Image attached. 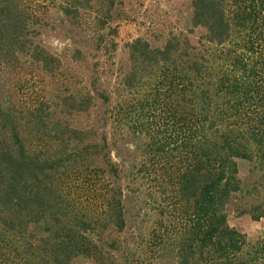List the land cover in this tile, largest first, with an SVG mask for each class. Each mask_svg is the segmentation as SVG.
Here are the masks:
<instances>
[{
	"label": "trees",
	"instance_id": "16d2710c",
	"mask_svg": "<svg viewBox=\"0 0 264 264\" xmlns=\"http://www.w3.org/2000/svg\"><path fill=\"white\" fill-rule=\"evenodd\" d=\"M93 1L0 0V70H17L28 55L54 72L61 60L31 40L29 24L49 25L55 9L81 27ZM116 3L99 0L96 57L109 50L99 32ZM191 7L192 29H205L199 44L184 32L161 47L136 38L113 88L93 81L95 94L23 109L11 93L0 98V249L12 255L0 254V264L79 257L107 264L105 244L112 264H264V239L248 249L227 211L264 216V181L251 177L264 170V0H191ZM98 61L92 71L100 80ZM117 96L115 132L126 129L123 140L137 144L129 165L113 160L112 147L121 151L107 135ZM94 105L104 106L95 114L100 129L82 127L74 117L92 116ZM239 160L251 162L249 178ZM155 182L161 188L153 192ZM85 186L106 200L105 214L82 208Z\"/></svg>",
	"mask_w": 264,
	"mask_h": 264
},
{
	"label": "rangeland",
	"instance_id": "374dc122",
	"mask_svg": "<svg viewBox=\"0 0 264 264\" xmlns=\"http://www.w3.org/2000/svg\"><path fill=\"white\" fill-rule=\"evenodd\" d=\"M31 2L38 5L40 0H29L31 6L34 7ZM98 3L99 0H94L93 8L82 13L81 27L70 24L68 18L63 16V14L60 15L55 9H50L51 23L49 25L29 24V29L33 33L30 36L31 40H36L38 44H43L50 53L61 60V64L58 65L54 72L49 73L38 64L32 62L30 56L22 55L21 67L17 70L12 69L13 67L9 65V67L3 66L4 70H0V98H8L9 93H11L12 104L17 109H23L34 107L42 100L50 103L58 101L63 95L95 94L93 81L100 85H103L102 83L104 82V85L113 88L116 82L122 78L125 70L120 68H128L129 66L128 44L136 38L140 37L150 42L152 46L161 47L172 34L179 35V33L184 32L188 35L193 45H198V38L205 31L203 27L192 29L190 23L192 14L191 0H121V3L117 0L114 12H112L114 13L113 19L108 22L105 29L99 32L105 34V43L109 50L96 57L97 50L94 36L96 37L97 33V8L101 5ZM117 11L120 13L119 15L115 13ZM37 32L39 33L38 37ZM75 49L83 51L82 58L75 59L72 57ZM96 58L97 60L99 59L97 72L100 75V80L95 77L92 71ZM26 59L28 61H25ZM10 70H13V72H10ZM124 93L126 98L128 93ZM119 100H121V97L117 96L111 101L110 105L113 108V115L108 121L106 129L108 138H110L109 136H112L114 140L117 138L121 151L119 154L115 147H112L111 156L113 160L120 163L126 162L129 165L132 151L136 150L137 144L134 141L123 140L125 135L122 136V134L126 133L127 137H130L124 127H122L125 130L124 132L118 133L120 129H117V133L115 132V122L117 120L115 121L114 118H116V113L119 110ZM98 102L100 103V101ZM94 106L91 109L92 116L82 113L74 117L76 122H79L82 127L100 129L102 124L98 125L95 122V114L98 111L101 113L104 106H98V109L96 105ZM53 108L52 103L51 109ZM141 157L144 158V156ZM174 159L172 160L175 161ZM250 167V161L239 160L241 176L249 178ZM124 168L126 174H128L130 172L129 166ZM133 172H135V168ZM251 177L254 180L264 181V170L256 169ZM123 180L126 184L125 178ZM149 184L146 185L148 189H151ZM153 186V192L161 188L156 186V182ZM92 190L94 189L90 188V186H85L83 190L81 189L82 193L79 197V203L83 204V209L84 207L86 209H95L94 212L96 211L100 215L105 214L107 211L106 200H103V196L101 198L95 197ZM227 211L230 225L235 226L246 235L248 243L246 247L255 251L257 245L264 239V216L259 220H253L249 215L236 216L235 207L232 205L228 206ZM136 225L134 223L133 227L138 230ZM108 250L110 249H107L105 244L103 259L106 260L107 264H112L110 260L113 259V254H109ZM0 254L7 258L12 256L11 252L5 249H0ZM91 261V259L79 257L75 258L71 264H91Z\"/></svg>",
	"mask_w": 264,
	"mask_h": 264
}]
</instances>
